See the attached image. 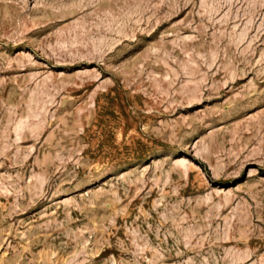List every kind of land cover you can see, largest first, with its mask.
Instances as JSON below:
<instances>
[{"label":"rangeland","instance_id":"rangeland-1","mask_svg":"<svg viewBox=\"0 0 264 264\" xmlns=\"http://www.w3.org/2000/svg\"><path fill=\"white\" fill-rule=\"evenodd\" d=\"M0 264H264V0H0Z\"/></svg>","mask_w":264,"mask_h":264}]
</instances>
